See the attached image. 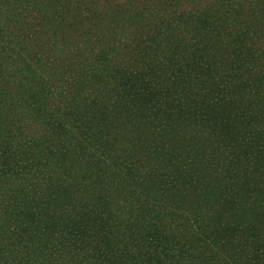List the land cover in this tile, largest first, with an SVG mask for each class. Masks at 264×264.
Instances as JSON below:
<instances>
[{"label": "trees", "instance_id": "1", "mask_svg": "<svg viewBox=\"0 0 264 264\" xmlns=\"http://www.w3.org/2000/svg\"><path fill=\"white\" fill-rule=\"evenodd\" d=\"M255 1L0 0V264H264Z\"/></svg>", "mask_w": 264, "mask_h": 264}, {"label": "rangeland", "instance_id": "2", "mask_svg": "<svg viewBox=\"0 0 264 264\" xmlns=\"http://www.w3.org/2000/svg\"><path fill=\"white\" fill-rule=\"evenodd\" d=\"M246 1H247V2H246L247 4H248V2H251V1L254 2V0H246ZM260 8H261V7H260ZM260 8H259V6L256 5V1H255V6H254L253 10H254V12H255L256 17H257V16H258V17H261L262 12H263V14H264V8L261 9L262 12L260 11ZM262 20H264V18H263ZM258 28H262V30H264V22H262V25L258 24ZM262 30H261V31H262Z\"/></svg>", "mask_w": 264, "mask_h": 264}]
</instances>
